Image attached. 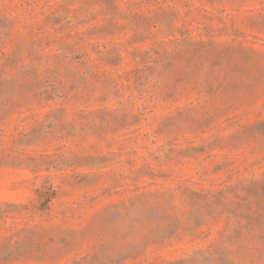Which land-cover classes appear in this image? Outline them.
Listing matches in <instances>:
<instances>
[{
	"label": "rangeland",
	"instance_id": "1",
	"mask_svg": "<svg viewBox=\"0 0 264 264\" xmlns=\"http://www.w3.org/2000/svg\"><path fill=\"white\" fill-rule=\"evenodd\" d=\"M0 264H264V0H0Z\"/></svg>",
	"mask_w": 264,
	"mask_h": 264
}]
</instances>
